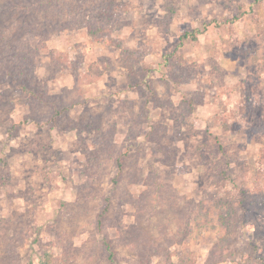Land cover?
I'll return each instance as SVG.
<instances>
[{
	"label": "rangeland",
	"instance_id": "obj_1",
	"mask_svg": "<svg viewBox=\"0 0 264 264\" xmlns=\"http://www.w3.org/2000/svg\"><path fill=\"white\" fill-rule=\"evenodd\" d=\"M43 1L0 0V264H263L264 0Z\"/></svg>",
	"mask_w": 264,
	"mask_h": 264
},
{
	"label": "trees",
	"instance_id": "obj_2",
	"mask_svg": "<svg viewBox=\"0 0 264 264\" xmlns=\"http://www.w3.org/2000/svg\"><path fill=\"white\" fill-rule=\"evenodd\" d=\"M45 1V0H44ZM43 1V2H44ZM42 2V3H43ZM234 19H237V17H234V18H232L231 20L229 19V20H227V21H232V20H234ZM197 34H198V32H197V30L196 29H194V30H192V31H190V32H183L182 33V35L180 36V41L182 42V40H184V39H188V38H190V39H193V40H195L196 39V37H197ZM22 42H20V44H21ZM28 59H23V63H25L26 61H27ZM24 66H26L27 67V64L25 63V65ZM106 246L108 247V244H106ZM112 254V253H111ZM109 255V256H112V255ZM45 255H46V257H47V254L45 253ZM44 256V255H43ZM259 260L264 264V257H260L259 258ZM8 264H11V263H8ZM27 264H32V262H28Z\"/></svg>",
	"mask_w": 264,
	"mask_h": 264
}]
</instances>
